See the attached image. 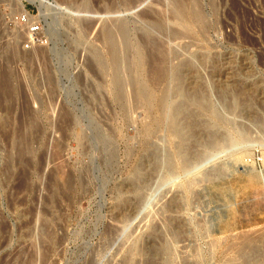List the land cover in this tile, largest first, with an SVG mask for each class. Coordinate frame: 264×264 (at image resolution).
Segmentation results:
<instances>
[{"label":"rangeland","instance_id":"1","mask_svg":"<svg viewBox=\"0 0 264 264\" xmlns=\"http://www.w3.org/2000/svg\"><path fill=\"white\" fill-rule=\"evenodd\" d=\"M22 1L0 0V264H264V0H44L52 39ZM115 9L160 42L151 117L67 46L70 25L108 59L87 21Z\"/></svg>","mask_w":264,"mask_h":264},{"label":"bare ground","instance_id":"2","mask_svg":"<svg viewBox=\"0 0 264 264\" xmlns=\"http://www.w3.org/2000/svg\"><path fill=\"white\" fill-rule=\"evenodd\" d=\"M24 2L35 6L38 10V18L43 17V19H42L43 21H44V16H46V14H49V16L51 15V13H48L51 10L48 9L47 4H46L47 7L45 6L44 0H23L22 6H24ZM137 3L141 4L140 1H136V2L132 3V5H130V8L135 6ZM171 5L173 7V4H171ZM178 5L182 6L183 4L181 3V1H179ZM45 12H47V13L45 14ZM49 16L48 17L46 16L47 18H50L49 25L45 23L46 25H48V27L46 29V36L50 39L62 36L61 31L58 30L57 28H54V26L58 22L56 20L57 17L56 18L53 17V14L51 15L52 17L51 16L49 17ZM179 19L176 18V20H179ZM88 24H93V22L88 23ZM105 26H106V28H108V30L105 28V30H104L105 32L103 33V35L107 36V37H105L101 41L104 40L105 44L107 45L108 59L104 60L101 57V54L99 55L98 53H96L97 57H98V58H96V61L101 66L103 72L106 73L109 70H111V73L113 74V76L115 78V81H118L120 83L122 81V79H124L125 76L128 78L129 82L126 85H124V87L116 86L114 88V92H115L116 96H119L123 90L128 91L130 89L133 93L139 94V98L136 99L134 101V103H133V100H132V102L128 101V104L132 105V103H133L139 108L144 107L143 98L146 95L145 94L146 88H147V90L154 89L153 86H155L157 83V80L153 79L152 80L153 86H152L150 84H147L145 79H144V77L146 76L144 63L146 66H148L149 61H151L150 58H152V57H148V56L146 58V53H147V50H149V49L146 50L145 46H147V48H148V46H150L151 47L150 50H151L152 48H158L160 45V42H158L155 39V37L153 38L154 35L151 34L148 29H146V32L144 31V33L141 34L142 36H140V38H139L140 41L139 40L137 41L135 38V34H134L135 28L133 27L134 33L131 35H128L129 32H127V31H128L129 27L125 23V21L114 20L112 22L106 23ZM149 26L154 31H157L158 33H160V32L163 33V31H164L161 29L160 23L158 20L152 21L149 24ZM55 27H57V26H55ZM172 34H174L173 36H175V33H172ZM68 37L69 36H66V38H68ZM79 41L81 42L83 40L79 39ZM158 49H160V48H158ZM144 50H146V53ZM156 51L158 52V50H156ZM153 55H154V53H153ZM161 55H159V56L161 57ZM150 56H152V55H150ZM140 72H141V77L139 78ZM144 85H146V88ZM141 89H143V90H141ZM121 110L124 112L123 106L121 107ZM94 129H96V131L99 132L100 135L98 138L93 136L92 140L95 143H97V140L100 141V143L98 142L99 151L101 150V152H102V148L104 147L106 140L102 137V133L100 132L99 129H97V128H94ZM111 156H113V155H111ZM247 238H249V237H247Z\"/></svg>","mask_w":264,"mask_h":264},{"label":"water","instance_id":"3","mask_svg":"<svg viewBox=\"0 0 264 264\" xmlns=\"http://www.w3.org/2000/svg\"><path fill=\"white\" fill-rule=\"evenodd\" d=\"M140 7H141V5L133 6L130 9H131V11L132 10L135 11V10H138ZM117 11H119V9H115L114 11H109L106 14H104L103 16H100L98 20H96V21L88 20L87 23H92V22L93 23H95V22L97 23V22H99V24L105 25L106 23L112 22L114 20H121V21H125V23L129 27L128 28V31H127V32H129L128 35L133 34L134 33L133 32V27H134V23H135V18L134 17H126V18H123V19H117V18L109 17L110 15H112L114 12H117ZM87 14H93V13H92L91 10H88L87 9ZM61 16H62V19L65 22H67L66 18H64V16H63V14H61ZM67 32L71 35V36L68 35L69 37L65 39L67 41L68 48H70L71 50L73 49V52H75V50L78 47H80V46L83 47L84 50L88 54L91 55V57H92V59H93V61L95 63L96 62V58H98L96 53H98L100 55L101 54V51L98 50V49H96L93 45H91L90 43L87 42V38H88L90 32L89 31H87L86 33H78V32H75V31H73L71 29V26L70 25L67 26ZM78 39L85 40V42L83 41L82 43H80V42H78ZM58 60H59V63H60V67H59L60 72H62L64 74L68 73V66H67V64L69 62H71V60H72L71 54H69L68 51L65 48H61V53H60V56H59V59ZM140 77H141V72L139 74V78ZM144 86L146 88V85H144ZM141 90H143V89H141ZM145 94L146 95L143 98L144 110L151 117V110H152V107L154 108V105L156 104L157 97L155 95L154 89L147 90V88H146ZM86 117L88 118V124L91 125V123H92L91 117L89 115L86 116ZM94 128L95 127L92 128V135L95 136L96 138H98L100 134Z\"/></svg>","mask_w":264,"mask_h":264},{"label":"built area","instance_id":"4","mask_svg":"<svg viewBox=\"0 0 264 264\" xmlns=\"http://www.w3.org/2000/svg\"><path fill=\"white\" fill-rule=\"evenodd\" d=\"M25 17H22V21H24ZM39 45H47V39L42 34V26L39 22H31L28 30V44L25 45V48H29L32 46Z\"/></svg>","mask_w":264,"mask_h":264}]
</instances>
